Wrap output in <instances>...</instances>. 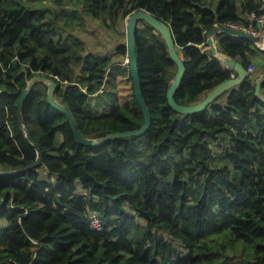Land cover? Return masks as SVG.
Masks as SVG:
<instances>
[{"label":"trees","instance_id":"obj_1","mask_svg":"<svg viewBox=\"0 0 264 264\" xmlns=\"http://www.w3.org/2000/svg\"><path fill=\"white\" fill-rule=\"evenodd\" d=\"M260 9L262 0H0V171L36 159L17 120L36 75L57 83L55 98L84 138L142 127L133 86L123 103L118 91L131 81L125 20L134 11L169 25L186 68L174 99L189 106L233 74L201 50L205 34L244 24V12ZM135 34L151 118L142 136L83 146L46 103L45 84L24 99L21 114L42 159L0 176L7 224L0 264H264V103L255 80L201 113H176L166 99L176 65L163 38L143 21ZM216 41L219 53L247 70L262 53L227 34Z\"/></svg>","mask_w":264,"mask_h":264},{"label":"water","instance_id":"obj_2","mask_svg":"<svg viewBox=\"0 0 264 264\" xmlns=\"http://www.w3.org/2000/svg\"><path fill=\"white\" fill-rule=\"evenodd\" d=\"M141 21L148 24L158 34L161 35V37L163 38L165 42L169 58L176 65L175 77L173 78V81L166 92V99H167L168 106L174 112L179 113V114H184V115L201 113L208 106H210L214 101L219 100L221 96H224V94L232 90L234 87L240 85L247 78L251 77L250 71L245 69L241 63H239L238 61L234 59L226 57V60L223 63V66L226 69L234 72L235 76L217 85L198 104L189 105V106H181L177 104L174 99V96L184 78L186 68H185L183 59L181 55H179L178 53L179 51L175 46V42H174L170 27L168 24L164 23L163 21L157 19L156 17L152 16L151 14L147 12H144L142 10L134 11L125 20V26H126V41L125 42H126V48H127V63H128V68L130 70V75H131L133 94H134L136 102L138 103L144 115V124L142 125V127L134 131L115 132V133L107 134L106 136L99 138V139H95V140L84 138L79 133L76 123L70 111L66 107L61 105L60 102L55 98V92L58 87L57 83L45 76L36 75L28 81L27 86L24 89L19 99V102L17 104V120H18L19 128L24 138L27 140V142L34 147L35 152H36V159L33 163L23 168H20L17 170L0 171V176L17 175L22 172L35 169L41 163V159H42L41 150L38 148L37 144L32 139L30 132L27 129L25 122L23 120L22 114H21L22 103L36 83H42L47 86L46 103L65 116V118L67 119L71 127L74 137L83 146L98 147L110 140H114L118 138L140 137L149 129L150 124H151L150 112L142 97L138 65H137V59H136L135 31H136L137 25ZM219 34H227V35L236 37L238 39L246 40L252 44H255L257 42L256 38L250 35H247L244 32H241L239 30L227 28L225 26H216L205 34L206 45L208 47V51L210 52L211 56L216 60L217 58L215 57V53L218 51H217V46L214 40ZM263 83H264V76L255 82L254 95L261 102L264 103V96L261 94V87ZM5 199H6L5 197L0 198V211L2 207L5 205ZM26 214H28V210H26L25 215ZM21 218L22 217H20V219Z\"/></svg>","mask_w":264,"mask_h":264},{"label":"built area","instance_id":"obj_3","mask_svg":"<svg viewBox=\"0 0 264 264\" xmlns=\"http://www.w3.org/2000/svg\"><path fill=\"white\" fill-rule=\"evenodd\" d=\"M243 19L245 21L244 24H225L224 26L227 28H232L235 30H239L244 32L247 35H250L257 39V42L254 46L264 53V11L260 9V12H244ZM251 73V72H250ZM256 79L255 81H258ZM91 226L94 229H99L100 221L93 217L91 219Z\"/></svg>","mask_w":264,"mask_h":264},{"label":"rangeland","instance_id":"obj_4","mask_svg":"<svg viewBox=\"0 0 264 264\" xmlns=\"http://www.w3.org/2000/svg\"><path fill=\"white\" fill-rule=\"evenodd\" d=\"M51 2L54 1V0H50ZM75 1V0H73ZM42 10H46V8H42ZM96 29V31L93 33V36L95 38H98V44L99 46H103V41L101 40L102 37H101V34L98 33L97 31H100L98 30L99 28L97 26H94ZM202 50L203 51H206L207 50V47H202ZM126 63V62H125ZM118 91H119V94H120V102L123 103L125 102L127 99L131 98V93H132V82L129 81V80H125L119 87H118ZM7 227V224H6V221L0 219V230L2 229H5Z\"/></svg>","mask_w":264,"mask_h":264},{"label":"crops","instance_id":"obj_5","mask_svg":"<svg viewBox=\"0 0 264 264\" xmlns=\"http://www.w3.org/2000/svg\"><path fill=\"white\" fill-rule=\"evenodd\" d=\"M264 2V0H262ZM252 65L249 67L251 72V79H259L264 76V53H259L256 55ZM263 95V93L261 92Z\"/></svg>","mask_w":264,"mask_h":264},{"label":"clouds","instance_id":"obj_6","mask_svg":"<svg viewBox=\"0 0 264 264\" xmlns=\"http://www.w3.org/2000/svg\"><path fill=\"white\" fill-rule=\"evenodd\" d=\"M216 26H224V25H215L214 27H216ZM213 27V28H214ZM205 40H206V38H205ZM215 44H216V46H217V41H216V38H215ZM206 44V43H205ZM204 47H207V45L206 46H204ZM200 48H201V50H202V46H200ZM203 51V50H202ZM217 51H218V48H217ZM204 52H209L208 51V47H207V50L206 51H204ZM210 53V52H209ZM219 53V52H218ZM263 53V52H262ZM211 55V54H210ZM212 57V56H211ZM226 57V56H225ZM213 58V57H212ZM216 60V59H215ZM217 61V60H216ZM125 62L127 63V57H126V60H125ZM218 62V61H217ZM128 64V63H127ZM221 64V63H220ZM221 66H223L222 64H221ZM224 67V66H223ZM225 68V67H224ZM233 76H235V73L233 72V74H232V76L231 77H233ZM260 79V78H259ZM256 82V81H255ZM12 206V205H11Z\"/></svg>","mask_w":264,"mask_h":264},{"label":"bare ground","instance_id":"obj_7","mask_svg":"<svg viewBox=\"0 0 264 264\" xmlns=\"http://www.w3.org/2000/svg\"><path fill=\"white\" fill-rule=\"evenodd\" d=\"M215 57L217 58V60L223 65V63L226 60V57L224 55H222L221 53L216 52L215 53Z\"/></svg>","mask_w":264,"mask_h":264}]
</instances>
